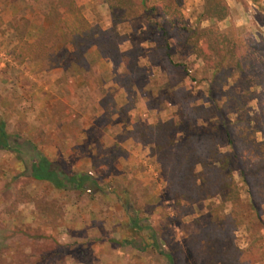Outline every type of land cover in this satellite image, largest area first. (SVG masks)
Instances as JSON below:
<instances>
[{
    "label": "rangeland",
    "instance_id": "obj_1",
    "mask_svg": "<svg viewBox=\"0 0 264 264\" xmlns=\"http://www.w3.org/2000/svg\"><path fill=\"white\" fill-rule=\"evenodd\" d=\"M225 1L229 15L219 20L208 19L207 0H184L188 26L264 45V0ZM76 2L90 24L112 28L106 4ZM61 9L60 0H0V121L10 137L9 150L0 149V264H169L154 248L143 250L153 231L176 264H223L230 242L207 232L209 202L179 205L137 130L169 120L178 98L212 105L204 62L183 42L166 39L147 14L117 29L125 39L121 51L139 48L133 72L103 58L84 70L72 58L55 69L24 60V43L36 42L51 24V12ZM237 82L218 88L221 105L231 95L233 133L246 131L235 121L247 118L263 144L264 80L255 72ZM236 97L245 104L243 113ZM107 102L109 112H120L110 116ZM37 155L92 181L82 191L37 181L30 175ZM235 176L240 199L221 214L241 221L232 229L234 245L254 250L256 264H264V175L252 176L251 186Z\"/></svg>",
    "mask_w": 264,
    "mask_h": 264
},
{
    "label": "trees",
    "instance_id": "obj_2",
    "mask_svg": "<svg viewBox=\"0 0 264 264\" xmlns=\"http://www.w3.org/2000/svg\"><path fill=\"white\" fill-rule=\"evenodd\" d=\"M95 1V0H94ZM108 6L112 28L103 31L96 28L85 18L76 0H60L62 9L50 14L51 24L34 43H24V60H41L59 68L68 58L80 65L81 70L91 66L98 59H108L116 63L123 62L126 71L135 67V57L139 48L133 44L129 51H121L120 44L124 37L118 32L119 26L138 20L143 14L154 18V26L166 39H178L189 46L193 54L204 62V81L209 83V95L212 105H191L190 101L178 98V109L167 121L137 127L140 138L152 146L153 156L162 166V172L179 205L187 202L192 206L209 202L210 212L206 216V230L216 233L220 239L230 242L222 256L223 264H256L260 257L254 250L243 251L234 245L232 229L241 221L225 214L240 199V185L236 181L239 173L242 182L251 186L252 176L264 175V143L255 140L257 131L251 130V122L243 118L237 125L246 127V131L237 129L234 134V112L232 97L221 105L218 93L225 86L236 85L239 78L246 79L258 72L261 80L264 73V45L248 42L246 45L232 40L228 35L207 29L202 32L188 26L183 11L184 0H99ZM208 19L224 20L229 15L225 0H207ZM204 38V43H201ZM166 56L170 45L164 47ZM125 72V73H127ZM130 73L127 75L131 84ZM246 77V78H245ZM262 87V85H260ZM230 91V90H229ZM228 91V92H229ZM181 92H177L179 96ZM251 96L250 88L245 92ZM236 99H238L236 97ZM105 104V103H104ZM263 104V103H262ZM112 103H106V111L111 110ZM236 110L244 112L245 104L236 100ZM120 112L119 107L109 112ZM206 122L208 125L206 126ZM203 123H205L203 125ZM235 123V124H236ZM9 134L6 124L0 121V149L9 150ZM30 175L37 181L48 182L58 189L74 188L84 190L91 178L83 173L65 174L58 163L49 161L42 155L32 160ZM133 220L138 231L144 227ZM158 234L149 235L152 244L149 247L168 261L176 264L174 255L169 250H162Z\"/></svg>",
    "mask_w": 264,
    "mask_h": 264
}]
</instances>
